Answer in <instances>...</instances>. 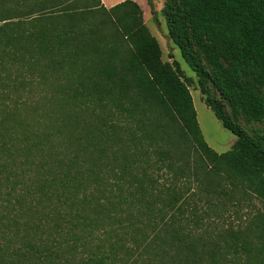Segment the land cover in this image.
Instances as JSON below:
<instances>
[{"label": "trees", "instance_id": "16d2710c", "mask_svg": "<svg viewBox=\"0 0 264 264\" xmlns=\"http://www.w3.org/2000/svg\"><path fill=\"white\" fill-rule=\"evenodd\" d=\"M163 14L226 152L137 1L0 0V264H264V0Z\"/></svg>", "mask_w": 264, "mask_h": 264}, {"label": "rangeland", "instance_id": "374dc122", "mask_svg": "<svg viewBox=\"0 0 264 264\" xmlns=\"http://www.w3.org/2000/svg\"><path fill=\"white\" fill-rule=\"evenodd\" d=\"M153 1L156 10L154 14L151 13L148 3L144 6L146 14L145 23L160 43L163 60H177L186 76L193 79V82L190 83V90L194 99L198 120L203 134L208 143L216 151L220 153L226 152L233 147L237 136L223 126L222 122L216 117L214 111L205 103L204 99L206 96L200 90L196 72L190 67L183 57L179 46L176 45L170 38L167 21L163 14V8L166 0ZM172 55L174 58L171 57ZM240 122L250 132V134H254V130L261 127V124L247 123L243 118H241ZM261 206H263L262 203L255 198H252L251 202H243L240 206L229 205L227 210L221 213L219 219H214L218 217L211 214V229L222 230L228 225H241L244 222L247 213L250 214Z\"/></svg>", "mask_w": 264, "mask_h": 264}, {"label": "crops", "instance_id": "0c3cea01", "mask_svg": "<svg viewBox=\"0 0 264 264\" xmlns=\"http://www.w3.org/2000/svg\"><path fill=\"white\" fill-rule=\"evenodd\" d=\"M102 3L107 6V7H112L113 5L121 2V1H124V0H101ZM137 1L143 8L144 10V18L146 17V14H145V8L144 6L147 5V0H135Z\"/></svg>", "mask_w": 264, "mask_h": 264}]
</instances>
